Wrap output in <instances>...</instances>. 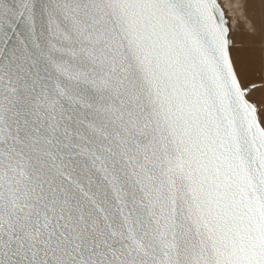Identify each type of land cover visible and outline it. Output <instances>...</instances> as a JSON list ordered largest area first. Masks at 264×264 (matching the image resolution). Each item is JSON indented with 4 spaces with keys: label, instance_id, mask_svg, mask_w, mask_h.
<instances>
[{
    "label": "snow or ice",
    "instance_id": "snow-or-ice-1",
    "mask_svg": "<svg viewBox=\"0 0 264 264\" xmlns=\"http://www.w3.org/2000/svg\"><path fill=\"white\" fill-rule=\"evenodd\" d=\"M0 0V264H264V0Z\"/></svg>",
    "mask_w": 264,
    "mask_h": 264
},
{
    "label": "rangeland",
    "instance_id": "rangeland-1",
    "mask_svg": "<svg viewBox=\"0 0 264 264\" xmlns=\"http://www.w3.org/2000/svg\"><path fill=\"white\" fill-rule=\"evenodd\" d=\"M227 8L228 17L232 20L233 28L246 30L250 20L260 23L259 11L253 12L247 7L248 0H220ZM259 21V22H258Z\"/></svg>",
    "mask_w": 264,
    "mask_h": 264
},
{
    "label": "water",
    "instance_id": "water-1",
    "mask_svg": "<svg viewBox=\"0 0 264 264\" xmlns=\"http://www.w3.org/2000/svg\"><path fill=\"white\" fill-rule=\"evenodd\" d=\"M220 3H221V6L223 8V11L225 12L226 17L229 19V22L232 25V20L228 17L227 8H226L225 4L221 1H220Z\"/></svg>",
    "mask_w": 264,
    "mask_h": 264
},
{
    "label": "bare ground",
    "instance_id": "bare-ground-1",
    "mask_svg": "<svg viewBox=\"0 0 264 264\" xmlns=\"http://www.w3.org/2000/svg\"><path fill=\"white\" fill-rule=\"evenodd\" d=\"M259 22V21H258Z\"/></svg>",
    "mask_w": 264,
    "mask_h": 264
}]
</instances>
